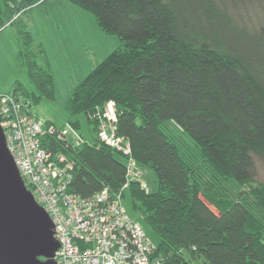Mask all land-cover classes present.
<instances>
[{"label": "trees", "instance_id": "1", "mask_svg": "<svg viewBox=\"0 0 264 264\" xmlns=\"http://www.w3.org/2000/svg\"><path fill=\"white\" fill-rule=\"evenodd\" d=\"M47 1L0 0V31L16 27L32 85L12 94L30 106L55 99L37 61L42 44L22 20ZM67 1L119 39L62 101L85 140L41 137L74 161L68 191L117 193L126 182L128 156L101 142L88 117L112 100L116 134L153 175V189L130 180L122 196L153 233L156 264H264V184L253 178L255 160L264 162V23L245 15L262 0Z\"/></svg>", "mask_w": 264, "mask_h": 264}, {"label": "built area", "instance_id": "2", "mask_svg": "<svg viewBox=\"0 0 264 264\" xmlns=\"http://www.w3.org/2000/svg\"><path fill=\"white\" fill-rule=\"evenodd\" d=\"M99 124L97 137L127 155L126 182L117 193L107 187L84 197L68 191L74 161L42 146L44 134L78 145L84 140L71 124L47 123L31 112L29 102L12 93H0V126L6 145L27 189L52 221L58 242L56 264H156L155 243L122 203L130 180H140L144 170L130 156L127 140L116 134L117 113L112 100L88 114Z\"/></svg>", "mask_w": 264, "mask_h": 264}, {"label": "rangeland", "instance_id": "3", "mask_svg": "<svg viewBox=\"0 0 264 264\" xmlns=\"http://www.w3.org/2000/svg\"><path fill=\"white\" fill-rule=\"evenodd\" d=\"M245 15L250 23H264V0L254 3ZM22 20L29 24L35 40L42 44L44 51L37 61L40 65L45 63L55 86V99L40 100L31 106V112L45 122L50 120L62 126L68 123L62 101L95 64L119 45V39L115 34L103 32L91 12L67 0H48L25 12ZM18 50L16 27L7 26L0 31V93H12L17 84L24 90H32L26 71L18 60ZM77 134L80 135L78 131ZM255 163L253 178L264 184V162L256 159ZM143 170L141 180L151 190L155 186L153 175ZM122 203L127 213L141 224L155 243L153 233L141 215L131 207L126 191ZM209 207L215 211L211 205Z\"/></svg>", "mask_w": 264, "mask_h": 264}, {"label": "water", "instance_id": "4", "mask_svg": "<svg viewBox=\"0 0 264 264\" xmlns=\"http://www.w3.org/2000/svg\"><path fill=\"white\" fill-rule=\"evenodd\" d=\"M52 227L25 186L0 126V264H56Z\"/></svg>", "mask_w": 264, "mask_h": 264}, {"label": "flooded vegetation", "instance_id": "5", "mask_svg": "<svg viewBox=\"0 0 264 264\" xmlns=\"http://www.w3.org/2000/svg\"><path fill=\"white\" fill-rule=\"evenodd\" d=\"M41 259H42V260H44V258H43V257H41Z\"/></svg>", "mask_w": 264, "mask_h": 264}, {"label": "crops", "instance_id": "6", "mask_svg": "<svg viewBox=\"0 0 264 264\" xmlns=\"http://www.w3.org/2000/svg\"><path fill=\"white\" fill-rule=\"evenodd\" d=\"M41 5V4H40ZM40 5H38V6H40ZM38 6H36V7H38Z\"/></svg>", "mask_w": 264, "mask_h": 264}]
</instances>
